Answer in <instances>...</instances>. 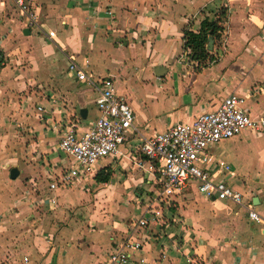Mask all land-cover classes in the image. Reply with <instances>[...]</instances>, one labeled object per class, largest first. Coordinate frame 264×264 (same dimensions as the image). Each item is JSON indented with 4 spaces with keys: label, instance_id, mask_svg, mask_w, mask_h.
Listing matches in <instances>:
<instances>
[{
    "label": "crops",
    "instance_id": "crops-1",
    "mask_svg": "<svg viewBox=\"0 0 264 264\" xmlns=\"http://www.w3.org/2000/svg\"><path fill=\"white\" fill-rule=\"evenodd\" d=\"M26 2L33 25L13 0H0V264H109L128 236L142 242L130 264H264V131L209 148L233 171L213 164L214 178L251 200L261 221L189 187L163 224L132 226L157 189L136 166L139 138L213 111L230 94L252 117L264 112V0ZM206 17L222 30L196 59L184 31ZM71 58L96 80L112 78L136 130L80 180L50 189L72 165L57 148L61 134L70 123L88 129L98 114L97 92L69 72Z\"/></svg>",
    "mask_w": 264,
    "mask_h": 264
},
{
    "label": "built area",
    "instance_id": "built-area-1",
    "mask_svg": "<svg viewBox=\"0 0 264 264\" xmlns=\"http://www.w3.org/2000/svg\"><path fill=\"white\" fill-rule=\"evenodd\" d=\"M21 15L35 24L26 0H13ZM49 32V35H52ZM78 81L94 88L97 92L95 105L98 111L93 124L84 131H79L70 123L61 134L57 148L70 157L72 165L63 174L53 178L50 189L59 184L68 185L75 178H82L98 163L107 157L116 155L120 146L127 140V135L135 131L134 111L118 95L111 77L96 80L92 74L83 70L71 58L68 65ZM262 91V90H261ZM244 98L237 94L227 95L213 111L199 113L192 121H179L149 137L139 138L136 166L154 175L153 185L147 198L143 215L132 224L133 227L149 223L163 224L170 207L189 187L205 197L219 201L232 202L243 208L248 218L261 221L254 209V203L236 190L225 180L214 178L213 164L228 171H233L223 159L214 157L209 148L220 141L234 137L245 130L264 131V112L252 117L243 108ZM41 109V107H39ZM53 201V198L49 199ZM150 215V218L145 215ZM142 242L128 236L117 243L108 254L109 264H130L132 255L141 249Z\"/></svg>",
    "mask_w": 264,
    "mask_h": 264
},
{
    "label": "trees",
    "instance_id": "trees-1",
    "mask_svg": "<svg viewBox=\"0 0 264 264\" xmlns=\"http://www.w3.org/2000/svg\"><path fill=\"white\" fill-rule=\"evenodd\" d=\"M221 28L217 21L209 18H204L200 23V28L197 31H184V47L190 49L191 56L196 59H205L208 56L206 43L208 38L217 39L221 33ZM98 179L101 181L107 180V175L98 174Z\"/></svg>",
    "mask_w": 264,
    "mask_h": 264
},
{
    "label": "rangeland",
    "instance_id": "rangeland-1",
    "mask_svg": "<svg viewBox=\"0 0 264 264\" xmlns=\"http://www.w3.org/2000/svg\"><path fill=\"white\" fill-rule=\"evenodd\" d=\"M77 179H79V178H75L74 179V181H78ZM80 180V179H79ZM96 186V185H95ZM95 186H89V191L91 192V194H93V189L95 188ZM93 187V188H92ZM106 196V195H105ZM98 204H101V203H96L95 205H93L92 207H91V213L93 212L94 213V215L96 214V216H98L97 215V213H98V211H100L101 210V212H102V210L104 209V208H101L102 206H100V205H98ZM133 205H135L134 203H133ZM235 206V205H234ZM101 208V209H100ZM142 208H144V206H142ZM235 209H238L237 208V206L235 207ZM141 210V209H140ZM140 210H135V211H133V214L131 215V217L133 218V217H136L137 215H139V213H140ZM234 210V209H233ZM79 211H81V210H79ZM77 209H74L70 214H74V215H76V213H78L79 212ZM104 214H105V211L103 212ZM79 214V213H78ZM241 216L242 217H244V215L243 214H241ZM80 217L82 218V214H80ZM145 217H147V218H150V215H148V214H146L145 215ZM112 220V219H111Z\"/></svg>",
    "mask_w": 264,
    "mask_h": 264
},
{
    "label": "water",
    "instance_id": "water-1",
    "mask_svg": "<svg viewBox=\"0 0 264 264\" xmlns=\"http://www.w3.org/2000/svg\"><path fill=\"white\" fill-rule=\"evenodd\" d=\"M28 32H29L28 29H26L25 30V33H28ZM212 43H213V39L210 37L209 38V41H208V44H207V47L209 49L212 46ZM80 113H81L82 117H85L86 109H84V108L81 109L80 110ZM16 173H17V170L16 169H11L10 174H11L12 177H14L16 175Z\"/></svg>",
    "mask_w": 264,
    "mask_h": 264
}]
</instances>
